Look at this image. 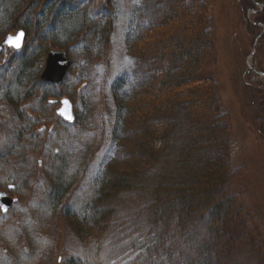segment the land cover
<instances>
[{
  "label": "rangeland",
  "instance_id": "obj_1",
  "mask_svg": "<svg viewBox=\"0 0 264 264\" xmlns=\"http://www.w3.org/2000/svg\"><path fill=\"white\" fill-rule=\"evenodd\" d=\"M134 1L113 0L115 9L108 11L105 0H79L80 4L94 7L90 18L98 15L93 29L104 27L105 21H113L109 43L99 48L102 42L99 37L102 40L103 37L93 35L92 31L86 32L82 39L76 37L78 40L68 45L71 64L59 84L40 79L47 67L50 51L62 49L48 44L38 73L43 84L37 88L36 95L23 98L18 107L13 98L21 95V91L16 93L21 87L16 84L21 80L28 82L31 76L29 70L22 74L21 62L40 51L42 40L53 38L50 31L59 28L63 11L56 10L58 16L50 24L45 22L40 28L34 27L21 49L7 48L1 52L0 190L15 198L16 203L6 215L1 213L4 211L0 207V264H132L145 251L141 246L148 228L142 224L149 225L151 218L144 214L138 217V213L153 199L146 184H152L150 178L154 180V177L151 176L152 166H136L128 161L125 154L122 155L123 151H119L120 145H124L123 149L137 148V145L141 149L138 143L143 140L138 138V134L126 132V140L121 144L115 138L122 131L119 129L121 121L131 127L144 120L146 115L165 107V111L174 112L172 117L164 123L154 121V127L173 131L177 125L183 128L189 124L186 131L193 129L199 132L207 125L218 129L222 122L224 130L220 129L218 133L226 131L228 140L226 142L219 134L213 136L215 140L212 143L218 150L228 147V154H232L228 163L231 182L225 193L234 195L230 217L224 225V221L221 224L219 220L209 218L207 213H200V223L184 228L182 235L186 234L187 239L182 243L191 248V253H197L193 255L191 264L208 260V264H224L232 254L235 259L228 264H264V0H199L202 1V17L206 19L208 42L204 49L200 45L201 40L195 41L194 36L200 34L199 30L187 24L191 30L187 28L179 34L177 31L183 25L170 23L175 33L183 37L181 45L195 49L191 57L177 62L179 71L194 65L198 55L204 51L202 61L192 72L194 80L158 93L157 96L163 94L164 97L150 98L147 104L136 106L137 100L131 97L128 103L134 111L125 116L119 105L126 102L124 95L131 83L143 76L135 65V53L130 52L125 43L128 34L132 29H138V21L146 14L143 6L141 15H134ZM175 2H165L169 11L164 5L159 6L160 10L165 9L162 16L173 14ZM185 2L190 3L191 0H184V5L181 4L184 8L180 9H186ZM100 6L99 10L97 7ZM90 18L86 25L91 27ZM34 21H37V15L33 17ZM75 21V17L67 20L69 24ZM171 25L167 28L170 29ZM15 26L0 37V42L8 33L16 34L18 29L26 33L20 23ZM4 28L6 24L0 27ZM55 36L53 40L57 41ZM168 37L172 38L173 34L168 32ZM179 49L175 48L176 51ZM169 69L164 66L163 70ZM162 73L159 72L160 75ZM44 83L49 86H44ZM31 84L29 81L26 88L29 89ZM199 87L202 95L195 93ZM26 90L22 87L23 94ZM45 91H49L50 96L41 102ZM168 94H174L173 102H167L165 106L162 100ZM63 96L72 100L77 119L74 125L57 123L59 104L50 100H60ZM38 114L50 117L41 124L43 128L32 125L34 130L40 127V137H31L32 134L26 131L23 134L20 123L26 122V116L37 117ZM174 134L170 142L155 143L161 157L159 170L168 175L172 174L173 162L177 159L165 155L164 148L171 146L177 152V139L183 142L187 139V133ZM117 155H121L117 164L130 178L129 186L107 200V221L102 228V223H96L98 216L88 209L87 200L96 199L104 172ZM166 179L170 180V176ZM70 182L71 185L68 184ZM10 186L14 187L10 189ZM58 194L61 197L56 199ZM173 210H169L173 222L169 228L177 230L179 220L176 217H180V212L176 207ZM216 226L220 229L227 227L234 233L228 235L232 243L228 245L226 242V248L231 250L219 244V252H208V245H213L211 241ZM134 243L140 245L138 250L129 248ZM240 248L248 250L236 258V249L242 250ZM173 259V264H180L183 260L172 256Z\"/></svg>",
  "mask_w": 264,
  "mask_h": 264
},
{
  "label": "trees",
  "instance_id": "obj_2",
  "mask_svg": "<svg viewBox=\"0 0 264 264\" xmlns=\"http://www.w3.org/2000/svg\"><path fill=\"white\" fill-rule=\"evenodd\" d=\"M166 1L167 0H135L134 3H132L135 6L134 15L137 14L140 16L143 12V6L146 9V14L140 19L141 21H138V29H132L125 40L128 50L135 53V65L140 71H142L143 76L138 77L137 82L131 83L132 85H130L128 93H125L124 95V101L126 102L119 105L121 113L125 116L128 112L134 111V108L128 103L130 99L135 98L137 100H135L137 102L136 106L140 103L147 104L149 99L157 96L158 93H163L166 90L170 91L171 87H179L185 83L187 84L191 82V80H194L193 70L196 71L197 66L202 61L204 51L202 54L198 55L197 62H195L194 65H189L188 68L181 71L177 69V62H181L180 60L182 58L191 57L192 53L195 51L194 48L188 49V47L181 45L182 42H184V39L179 34H182V32L188 28V26H186L187 24L192 25L196 28L195 30L200 31V34H198V36L195 35L194 37H196L195 41L197 40V42L201 40L200 45H203V49L208 42L205 26L206 19L205 17H202V1L191 0L190 3L185 2V7L188 10L186 11V9H180L184 8L181 6V4L184 3V0H175L176 9L174 7L173 14L170 16H162L165 9L160 10L159 6L161 5L162 7ZM105 2V8H107L108 11L115 9L114 5L112 6L113 0H105ZM93 8L94 7L91 6V4H80L79 0H0V27L2 24H6V28L0 29V37L3 36L5 32L7 33L8 29H12L16 27V24L20 23V25L26 29V37L28 39V35L32 33L34 27L38 26L40 28L45 22L46 25L50 24L52 21H55L56 19L54 18L58 16L56 10L59 9V11H63L61 19H59V28L50 31V35L52 34L53 38L51 39V36L49 37V43H45L48 41L44 42L42 40V42L39 43L40 51L35 56L33 55L32 57L24 58L21 62L22 74H26L28 70L31 71V76L28 82L30 81L32 84L28 89L26 88L28 82L23 83L22 80L17 82L16 85L21 87V90L15 91H17L16 93L21 91V95L16 98L10 95L11 98L14 97V104L17 105V107L21 105L20 101L23 100V98L27 99L30 94L32 96L36 95L37 88L43 84L39 79L38 73L44 61V52L47 49L46 47L48 44L49 46L62 48V50L66 49L68 51V45L70 42L74 43L79 37L82 39L84 35H87L86 32L91 31L93 35L96 34L103 37V40L99 37L102 41L99 48H103L106 43H109L110 28L112 27L113 21H105L103 25L104 27L93 29L96 27V25H93L94 21L98 20V15L94 18H90L92 14H94V12H91ZM97 8L100 10L101 6ZM165 8L168 7L165 6ZM189 9H192V11ZM169 10L170 8H168V11ZM36 15L37 21L33 22V17ZM24 16H26L25 21L23 20ZM70 17L76 18L75 23L69 24L67 22ZM88 18L92 21L91 27L86 25ZM170 23L183 25V27L177 31L179 34L175 33L176 30ZM169 25H171L170 29L167 28ZM188 30H191L190 27ZM168 32L173 34L172 38L168 37ZM54 35L58 37L57 41L53 40ZM193 44L196 45V43H192V45ZM177 47H180V49L176 51L175 48ZM164 66L165 68L170 67L169 71L163 70ZM160 71L163 72L162 75L159 74ZM17 76L19 75H16V77ZM20 78H22V76ZM125 83L126 82H124L123 85H125ZM44 86L48 87L49 84L44 83ZM22 87L25 88V90L27 89L26 92H24L25 94L22 92ZM137 90L138 94H136ZM45 92L46 93H44L41 98V102H45L50 96L48 93L49 91ZM195 93L202 95L201 88L199 87L196 89ZM160 96H163V94H159L157 97ZM166 97V99L164 98L162 100L165 106H167V102H173L172 98L174 97V94L173 96L172 94H168ZM213 105L216 107L215 100ZM49 107L51 106L49 105ZM166 108L167 107L164 109ZM164 109L161 111L156 110L154 113L146 115L144 120H140L139 123L135 122L131 127L128 126V124L124 125V121H121L122 124L119 126V129L122 131L118 132V135L115 138L116 141L118 140L119 144H121L120 142L122 140H126V132H135L138 134V138L143 140L138 143L141 149L138 148V145L137 148L132 149H123L124 145H120L121 147H118L119 151H123L122 155L125 154L128 161L130 163L134 162L136 166L139 164H149L152 166L153 175L151 176L154 177V180L153 178H150L152 184H146V189L151 191L153 199L151 203H149L150 205L143 208L140 210V213H138V217H140V214H144L151 218V222L148 223L149 225L141 223L148 228V230H146L147 232L145 231L146 236L142 243L143 246H141L145 251L137 256L133 262L134 264H173L175 259L171 260L172 256L175 258H182L183 260L180 261V264H191L193 255L197 253H191V248L182 243L184 242L182 240L187 239L186 234L182 235L184 228L195 226L198 222L200 223L202 220L200 213H207L209 218L213 217V219L219 220L221 224L222 221H224L225 225L227 224V219H229L228 217H230L228 215H230L233 205L232 201L234 195L227 196L225 194L226 190L229 188L228 185L231 182V175L229 176L228 172V163L231 162L230 159L232 154L230 152L228 154V147L218 150L216 149L215 144L212 143L215 140L213 136L219 135L220 133H218V131H220V129L224 130L222 122L221 125L218 123V125H220L218 129L214 126L207 125V127H203V131L197 132L193 129L186 131V126H189V124H185V127L183 128L181 125H177L176 130L173 129V131H167L161 127H154V123H164L168 121V117H172L174 112L169 113V111H165ZM45 115L40 116V114H38L37 117L30 115L28 118L26 116V122L24 124L20 123V131H22L23 134L25 131L30 132V134H32L31 137H37V135L40 137V134H42L40 132L42 131L40 127L44 126L41 124L50 118ZM58 122L60 125L63 123L60 120L57 121V123ZM33 124H35L34 127L36 125H40V127L34 130L32 127ZM174 126L176 127V125ZM174 133H182V135L187 133V139H185L187 141L184 140L183 142L182 140L177 139V152L173 151L174 149H172L173 147L171 146L164 148L163 152H165V155L177 159L173 162L174 164L171 170V172L173 171L172 174L168 175V173L159 170L158 160L161 157L158 155L160 152L157 154L159 148L157 149L155 143L159 141L170 142L175 136ZM220 135L224 140L226 139L227 142L228 133L226 131H221ZM39 139L40 138H38V140ZM120 148L123 150H120ZM206 152H209V155H205ZM228 155L230 157H228ZM120 156L121 155H117L109 163L110 166H107L96 199L88 198L87 200L89 202L87 203L88 209L98 216L99 219L96 223H102V228L105 227L104 223L107 221V200L129 186L128 182L130 181V178L125 176V172L121 171L120 165L117 164V159ZM173 168L175 169V172ZM167 176H170V180L166 179ZM68 184L71 185L72 182ZM60 197L61 194H58L55 198L59 199ZM101 206L104 208L100 209ZM173 207L178 208L180 212V217H176L177 220H179V222L177 221L178 223L176 222L179 225L177 230H175L176 228L172 229L173 227L169 228L170 224H173L171 217H169V212L170 214L172 212L169 210H173ZM219 227L216 226L214 232L215 236L211 241V244L213 245H208L209 253L219 252L221 250L217 247L219 244L226 248V242L228 245L229 243H232V238L228 235L233 232L228 230L229 228L227 227H224V229H220ZM138 245L139 244L134 243V245H130L129 248H136V250H138ZM245 248H240L242 250L236 249V258L240 257L241 252H246L248 250H244ZM226 249L231 250L229 248ZM251 254L254 257V254ZM234 259L235 257L232 254V257H227L224 264L232 263ZM208 261H198V263L194 261V264H208ZM210 264L212 263L210 262Z\"/></svg>",
  "mask_w": 264,
  "mask_h": 264
},
{
  "label": "water",
  "instance_id": "obj_3",
  "mask_svg": "<svg viewBox=\"0 0 264 264\" xmlns=\"http://www.w3.org/2000/svg\"><path fill=\"white\" fill-rule=\"evenodd\" d=\"M19 33H23V36L20 38L19 48L23 46L26 33L24 30L20 29L16 34L10 33L2 39V41L0 42V54L7 46L12 47L9 44L5 43L6 39L10 36L15 38ZM59 50L60 51H50L47 59V67L40 78L42 82H53L55 84H59L65 78L68 67L71 64V60L67 50ZM50 102L54 104L59 103L57 113L62 119L68 122L75 121L76 116L74 114L73 104L68 97L64 96L60 101L59 99H51ZM12 187L14 186H10V188ZM15 201L16 199H12L7 192L0 191V207L2 208V211L7 212Z\"/></svg>",
  "mask_w": 264,
  "mask_h": 264
},
{
  "label": "snow or ice",
  "instance_id": "obj_4",
  "mask_svg": "<svg viewBox=\"0 0 264 264\" xmlns=\"http://www.w3.org/2000/svg\"><path fill=\"white\" fill-rule=\"evenodd\" d=\"M23 36V33H19L15 38L8 37L5 43L9 44L12 47L19 48L20 47V38Z\"/></svg>",
  "mask_w": 264,
  "mask_h": 264
},
{
  "label": "bare ground",
  "instance_id": "obj_5",
  "mask_svg": "<svg viewBox=\"0 0 264 264\" xmlns=\"http://www.w3.org/2000/svg\"><path fill=\"white\" fill-rule=\"evenodd\" d=\"M63 97H64V96H63ZM63 97H62V98H63ZM65 97H66V96H65ZM69 99H70V98H69ZM60 100H61V99H60ZM60 100H59V101H60ZM70 100H71V99H70ZM71 102H72V100H71ZM58 104H59V103H58ZM72 104H73V103H72ZM57 108H58V107H57ZM73 110H74V114H75V109L73 108ZM56 111H57V109H56ZM75 116H76V115H75ZM74 123H75V121H74Z\"/></svg>",
  "mask_w": 264,
  "mask_h": 264
}]
</instances>
